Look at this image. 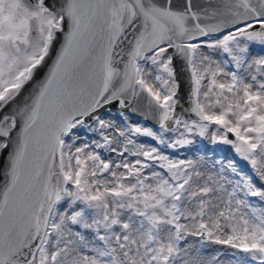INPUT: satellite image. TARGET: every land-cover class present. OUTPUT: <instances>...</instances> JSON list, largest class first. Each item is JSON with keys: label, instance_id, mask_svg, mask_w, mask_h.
<instances>
[{"label": "snow or ice", "instance_id": "obj_1", "mask_svg": "<svg viewBox=\"0 0 264 264\" xmlns=\"http://www.w3.org/2000/svg\"><path fill=\"white\" fill-rule=\"evenodd\" d=\"M254 48L264 0H0V264H264Z\"/></svg>", "mask_w": 264, "mask_h": 264}, {"label": "rangeland", "instance_id": "obj_2", "mask_svg": "<svg viewBox=\"0 0 264 264\" xmlns=\"http://www.w3.org/2000/svg\"><path fill=\"white\" fill-rule=\"evenodd\" d=\"M258 54L264 55V51H261L259 49L254 48L252 50V56H255ZM110 118L115 119L117 121V123H120V117L116 114V112H112ZM133 120L135 121L136 118L133 117ZM192 149H194L192 152L191 151H184V152L182 151L180 154L182 156H191V155H194L198 152H200L201 154H208V155L215 154L217 159H219L221 157L233 158V156H234L230 147L223 146V145H218L216 147H212L208 141H204L203 145H201L200 142L197 141V145L193 146ZM201 149H202V151H201ZM229 152H231V154ZM213 247H219V246H213Z\"/></svg>", "mask_w": 264, "mask_h": 264}, {"label": "water", "instance_id": "obj_3", "mask_svg": "<svg viewBox=\"0 0 264 264\" xmlns=\"http://www.w3.org/2000/svg\"><path fill=\"white\" fill-rule=\"evenodd\" d=\"M186 94V84L183 82V77H181V96ZM115 107L116 105L113 104ZM0 166H2V158H0Z\"/></svg>", "mask_w": 264, "mask_h": 264}]
</instances>
